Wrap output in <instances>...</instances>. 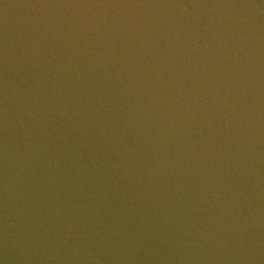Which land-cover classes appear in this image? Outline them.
<instances>
[{"label": "water", "instance_id": "obj_1", "mask_svg": "<svg viewBox=\"0 0 264 264\" xmlns=\"http://www.w3.org/2000/svg\"><path fill=\"white\" fill-rule=\"evenodd\" d=\"M0 264H264V0H0Z\"/></svg>", "mask_w": 264, "mask_h": 264}]
</instances>
